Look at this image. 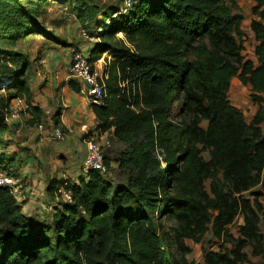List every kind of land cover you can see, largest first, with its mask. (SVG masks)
Listing matches in <instances>:
<instances>
[{"label":"trees","instance_id":"obj_1","mask_svg":"<svg viewBox=\"0 0 264 264\" xmlns=\"http://www.w3.org/2000/svg\"><path fill=\"white\" fill-rule=\"evenodd\" d=\"M252 2L255 61L242 55L243 15L233 12V0H131L125 12L112 7L100 13L101 32L88 62L104 54L110 60L103 70L106 96L100 106L90 105L93 132H111L126 146L117 160L124 183L94 171L73 183L49 178L46 196L57 200L64 189L71 202L60 201L45 218L24 212L0 187V264H190L186 242L204 237L230 249H208L198 264H253L247 248L264 264V0ZM74 3L81 24L96 23L94 0ZM34 13L20 0H0V170L14 162L10 103L24 101L30 127L37 129L44 118L34 104L28 56L3 46L40 36L64 47L67 61L57 58L58 69L71 62L72 49L67 52ZM233 79L248 87L256 107L249 122L228 100ZM68 84L80 93L79 85ZM178 97L177 123L170 114ZM248 193L252 198L244 197ZM236 217L242 222L234 237L229 228ZM156 220L173 227L160 235ZM166 241L178 260L169 261Z\"/></svg>","mask_w":264,"mask_h":264},{"label":"rangeland","instance_id":"obj_2","mask_svg":"<svg viewBox=\"0 0 264 264\" xmlns=\"http://www.w3.org/2000/svg\"><path fill=\"white\" fill-rule=\"evenodd\" d=\"M236 4V9L233 11L237 14L243 15V22L241 25L242 30L245 33L244 39H243V46L244 51L242 52V55L245 59H249L252 61H255V57L253 54L255 41L253 39V34L250 31L249 25L252 19L254 17L251 15V8L254 5L252 0H233ZM22 5L26 6L30 10H33L35 13V17L38 21H40L44 27L50 31L52 34H54L57 38L61 39L65 42V46L67 48V52L69 49H75L78 51H81L83 53V44H92L94 42H97V37L100 31L98 28V25L100 26L103 22V18L101 17L100 13L102 14L103 10H108V8H114L117 7L121 11H126L127 7L125 6L123 0H94V3L99 8L97 21L89 22L85 24H81L79 20L76 17V5L74 3V0H63L62 2H58L56 0H50L44 3H38L35 0H20ZM97 22H99L97 24ZM99 29V30H98ZM82 34H85L84 36ZM118 38H121L122 35H117ZM5 49H13L18 50L23 53H25L31 63V72L29 74H33L35 76V83L34 84H44L47 81L53 82L55 84H60L61 81L65 78L66 83L68 84L70 81H73L75 84L79 85L81 87L80 81H78L75 78L68 77V72L66 67H62L58 69V66L56 65L55 61L57 58H59L61 61H67L66 56L64 55V52L61 51L62 46H56L52 42H48L44 40L40 36H29L24 40L17 41L13 47L10 46H3ZM56 55V58H53L52 54ZM105 56H107L105 54ZM103 56V58L105 57ZM110 60V59H109ZM56 66V67H55ZM94 67L98 70V72H102L104 70L103 62L99 59ZM36 73V75H34ZM58 75L57 77H55ZM6 82V81H5ZM60 82V83H59ZM4 85V82H0V88L2 90ZM2 95H5V92H1ZM228 100L234 107L240 109L243 113L244 119L246 122H249L255 113L256 107L252 104L250 98H249V89L248 87H245L241 85V83L238 80H235L229 89L228 93ZM60 104V103H59ZM56 104L53 107V113L54 115L59 112L58 105ZM85 107H90L86 103ZM181 107V97H178L177 100L173 103L171 107V120L175 122H180L181 116L178 115L179 109ZM264 107V104H263ZM22 116V123L23 127H26L27 119H29L26 112H20L18 114V117H10L8 116L6 118V122L10 124V122H14L18 118H21ZM20 124H18L15 129L19 127ZM20 125V126H21ZM43 127V131L46 130V123H41ZM205 126V124H204ZM95 125L88 127L86 131L79 132L80 140L85 139L84 136L82 137V134L85 133L86 139L88 138H94L95 141L100 145L101 152L103 154V157L105 159V166H106V173L104 174L105 178L111 181L113 184L119 185L123 184L125 177L123 175V172L118 168L117 160L120 157V153L126 148V146L122 143H120L116 138H114L111 134V132H106L104 134L97 133L95 136H91V131L94 130ZM59 128V127H58ZM91 128V129H90ZM264 131V126H262ZM60 129V128H59ZM91 130V131H90ZM62 131V130H61ZM14 132V131H13ZM67 139V133L65 131H62ZM84 135V134H83ZM5 137H7L5 135ZM42 137V136H41ZM53 138V137H52ZM65 139V141H66ZM53 140H55L53 138ZM86 140V141H87ZM56 142V140H55ZM9 156H12L13 158V165L11 168H7L6 170L1 169L0 173L8 174L9 170H12L13 172L16 171V174L18 176V180L16 181V186L19 190L18 195L16 196L18 199L19 204L23 206L25 203H27V197L24 193V185H26V178L23 179L22 173L27 170V165L25 164V159H21L17 155V149L15 153L11 154V148L8 149ZM204 158H207V155H203ZM15 157V158H14ZM18 157V158H17ZM46 162V161H45ZM47 164L44 166L43 164H40V168L38 172L42 175V178L44 177L47 181L48 178H50L51 174L55 175L56 172L64 174L70 173L73 174L71 179L63 180L67 181L69 183L77 182L80 178L81 174H85L83 172L82 166L78 169L79 171H76L75 169H71L70 167H61V163H57L55 160H51L50 163L46 162ZM36 166V165H35ZM34 166V167H35ZM163 167V165H162ZM9 169V170H8ZM206 189H208V182L205 184ZM64 190V189H63ZM260 190L259 188L255 189ZM40 191V190H39ZM244 197L252 198L250 193L245 194ZM24 198V199H23ZM63 201H66L65 198H61L58 196L57 200L49 201L47 199H44V197L38 195L37 200L33 202L35 205H31V209L29 212H36L39 214V217L45 218L53 211V209L58 206V204ZM67 202V201H66ZM259 202L264 206V197H262ZM26 206V210H27ZM25 210V208H24ZM157 221V220H156ZM159 224H161L162 229L159 230L160 235H163V233H168L171 227H173V223L167 222L165 220H158ZM242 220L241 217H236L234 224L230 226L229 231L231 234H233L234 237H236V231L238 226H240ZM260 230L264 234L263 228L260 225ZM186 244L190 247L191 252L186 257L187 261L190 264H198L202 262V256L203 252L207 251L208 249H213L214 251H219L220 248L222 251L229 250L230 246L225 244L224 246L220 245V243H217L215 240L209 239V237H204L201 243H193L192 241H187ZM164 250L166 255H168L169 261L172 262V260H178V255L174 250L173 244L171 242H164ZM248 254L249 261L253 264H261L262 259L252 257L250 254V249L247 248L244 250Z\"/></svg>","mask_w":264,"mask_h":264},{"label":"crops","instance_id":"obj_3","mask_svg":"<svg viewBox=\"0 0 264 264\" xmlns=\"http://www.w3.org/2000/svg\"><path fill=\"white\" fill-rule=\"evenodd\" d=\"M83 46V53L88 55L91 45L83 44ZM61 51L65 50L62 49ZM52 56L53 58L56 57L54 53ZM103 56L105 54L102 55L100 60L105 65L110 58L108 56L103 58ZM63 79L64 81L59 82L60 84L50 81L44 84H34L35 81H31L30 88L33 93L34 104L38 105L44 113L43 122L47 125L46 130L38 131L36 128L28 125L23 127L21 125L22 116L14 122H10L11 126L16 127L18 124L21 125L17 129L11 127L12 132L14 131L10 136L13 142L12 152H15L17 149L16 153L18 157L25 159L27 167L31 166V169L26 168L27 170L22 173L23 179L26 178L24 193L28 202L23 206V211L26 213H33V211H29L31 205H35L33 202L37 200L38 195L44 197L46 201L47 199L51 201L45 193L47 181L44 177L42 178V175L38 172L39 170H37L40 168V164L45 166L46 162L50 163L51 160H55L57 163H61V167H70L79 171L78 169L82 166L86 156L87 140L85 133H83L84 135L82 134V137L84 136L85 139L80 140L79 137L81 135H79V132L85 131L83 127L87 130L88 127L95 125L94 115L90 107H85L86 102L83 95L73 92L69 84L66 83L65 78ZM235 80L237 79H233L231 84ZM56 104H59V117L57 118L59 127H62L67 133V139L64 143H57L52 138V127H54L53 107ZM25 117H28V115ZM91 132L93 133V131ZM71 175L74 176L71 172L65 173V175L56 172L55 175L51 174L50 178L68 180L72 178Z\"/></svg>","mask_w":264,"mask_h":264},{"label":"built area","instance_id":"obj_4","mask_svg":"<svg viewBox=\"0 0 264 264\" xmlns=\"http://www.w3.org/2000/svg\"><path fill=\"white\" fill-rule=\"evenodd\" d=\"M123 2L124 5L129 6L131 0H123ZM82 35L84 36L85 34ZM70 53L71 62L67 67L68 77H73L80 81V93L83 95L85 102L88 105L100 106L106 96L105 80L107 79V75L103 71L98 72L96 67H94L95 64L92 65L88 62V55L75 49H72ZM57 76L58 75L55 77ZM86 83L90 86V88L86 85ZM20 112H26V106L22 99L16 98L10 103L7 114L10 117L16 118ZM83 128L86 129L85 127ZM37 130L42 131V125H38ZM95 135V132L91 133V136ZM52 137L58 143H64L66 139L64 133L59 128H55L53 130ZM156 154L159 157L160 151L156 150ZM159 159L161 158L159 157ZM82 168L85 174L91 171L102 175L106 173V166L104 164V157L101 152L100 145L94 138H88L86 141V156L83 161ZM0 187L8 189L9 192L15 196L19 193L16 181L2 173H0ZM59 192L67 202H71V194L69 191L61 189Z\"/></svg>","mask_w":264,"mask_h":264},{"label":"water","instance_id":"obj_5","mask_svg":"<svg viewBox=\"0 0 264 264\" xmlns=\"http://www.w3.org/2000/svg\"><path fill=\"white\" fill-rule=\"evenodd\" d=\"M86 85L90 88V86L86 83Z\"/></svg>","mask_w":264,"mask_h":264}]
</instances>
